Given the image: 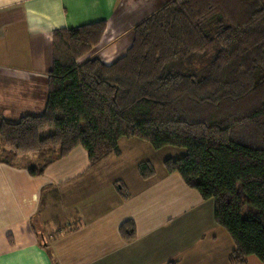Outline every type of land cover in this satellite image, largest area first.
<instances>
[{
    "label": "trees",
    "instance_id": "16d2710c",
    "mask_svg": "<svg viewBox=\"0 0 264 264\" xmlns=\"http://www.w3.org/2000/svg\"><path fill=\"white\" fill-rule=\"evenodd\" d=\"M105 29L52 33L44 111L0 118V162L32 154L28 174L40 176L78 146L90 166L118 155L121 139L183 150L164 170L213 200L234 245L227 264H264V0H172L134 27L122 58L83 60ZM120 234L133 239L134 224Z\"/></svg>",
    "mask_w": 264,
    "mask_h": 264
},
{
    "label": "crops",
    "instance_id": "0c3cea01",
    "mask_svg": "<svg viewBox=\"0 0 264 264\" xmlns=\"http://www.w3.org/2000/svg\"><path fill=\"white\" fill-rule=\"evenodd\" d=\"M170 1L0 0V118L43 113L54 31L105 22L83 60L110 65L130 48L134 27ZM118 146L95 166L78 146L40 176L28 174L32 154L0 162V264H227L233 242L205 216L204 200L165 172V159L153 164L148 143ZM141 163L154 170L147 179ZM129 221L135 236L126 240L120 227ZM252 258L244 264H261Z\"/></svg>",
    "mask_w": 264,
    "mask_h": 264
},
{
    "label": "rangeland",
    "instance_id": "374dc122",
    "mask_svg": "<svg viewBox=\"0 0 264 264\" xmlns=\"http://www.w3.org/2000/svg\"><path fill=\"white\" fill-rule=\"evenodd\" d=\"M150 147V146H149ZM151 149V158L153 160V164H155L156 166H160L158 160H167V159H170V158H173V159H176V158H179L178 156V153H181L182 155L184 154V151L183 150H178V149H172V148H167V150L165 149L163 152H161V154H155V150H153L152 148ZM157 155V156H156ZM158 157V159H157ZM36 159V158H35ZM20 160H17V162H19ZM204 202V206H203V210L205 212V216L206 217H211L210 214L213 213V205H214V202L213 200H207V201H203ZM213 215V214H212ZM194 230H196V228H194ZM252 259H255V258H252ZM255 261V260H254Z\"/></svg>",
    "mask_w": 264,
    "mask_h": 264
},
{
    "label": "water",
    "instance_id": "95a60500",
    "mask_svg": "<svg viewBox=\"0 0 264 264\" xmlns=\"http://www.w3.org/2000/svg\"><path fill=\"white\" fill-rule=\"evenodd\" d=\"M41 238H43V237L41 236ZM43 246L45 247V246H46V244L44 243V244H43Z\"/></svg>",
    "mask_w": 264,
    "mask_h": 264
}]
</instances>
